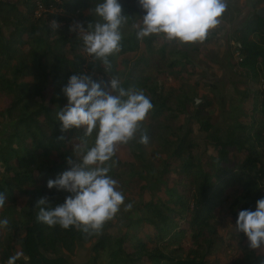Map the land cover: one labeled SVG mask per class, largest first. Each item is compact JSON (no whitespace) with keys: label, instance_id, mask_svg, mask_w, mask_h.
Segmentation results:
<instances>
[{"label":"trees","instance_id":"1","mask_svg":"<svg viewBox=\"0 0 264 264\" xmlns=\"http://www.w3.org/2000/svg\"><path fill=\"white\" fill-rule=\"evenodd\" d=\"M98 2L0 0V103L6 102L0 109V125L3 120L8 123L0 137V193L7 197L0 219L9 221L7 228H0L5 232H0V244L7 246L0 264L15 255V246L22 253L16 264H69V258L87 244L92 264H208L224 226L217 213L223 202L233 197L229 210L236 222L239 211H255L256 202L264 198V92L247 90L230 116L236 121L225 134L215 133L211 118L203 114L211 104L198 109L193 105L199 90L186 69L201 61L202 49L213 41L212 32L193 44L155 35L138 40L133 25L145 13L138 0H119L128 20L122 27L121 51L110 57L112 68L106 73L84 52L78 33L70 31L76 22L87 27L95 19L91 9ZM239 33L237 66L245 72L246 85L257 86L264 80V18L254 15ZM82 72L105 84L110 76L118 77L124 88L142 89L153 104L141 125L148 143H138V133L126 144L139 163L120 162L114 156L109 175L126 193L144 192L146 176L155 177L161 182L156 186L159 195L128 215L126 231L118 237L108 232L113 219L98 236L48 227L36 219L40 198L48 197L55 206L69 195L48 189L47 181L69 169V157L76 159L73 147L82 130L61 132L56 112L68 103L62 88L70 76ZM163 77L178 80L179 88L170 89ZM246 98L253 100L251 108L242 102ZM182 115L185 133H173L167 123H176ZM163 128L172 137L162 134ZM201 133L209 138L199 152L191 137ZM94 139L95 132L89 146ZM156 154H161L159 159ZM21 197L26 199L22 206ZM146 227L151 232L142 236ZM261 259L264 255L245 252L231 264H260Z\"/></svg>","mask_w":264,"mask_h":264},{"label":"clouds","instance_id":"2","mask_svg":"<svg viewBox=\"0 0 264 264\" xmlns=\"http://www.w3.org/2000/svg\"><path fill=\"white\" fill-rule=\"evenodd\" d=\"M138 4L145 13L133 25L138 40L155 35L181 44L205 41L228 7L225 0H138ZM91 13L95 19L87 27L76 22L70 31L78 33L84 52L99 61L108 73L112 68L110 57L121 51L122 27L128 16L123 14L119 0H100ZM52 26L59 27L56 21H52ZM62 92L68 103L56 112L61 132L75 128L82 130V136L73 147L76 159H67L69 169L47 181L48 189L69 195L55 206L48 197L40 198L36 219L48 227L76 228L98 236L122 206L125 212L133 208L132 203L125 204L118 182L109 172L116 163L113 157L119 145L136 139L138 133L137 142L148 143L149 137L141 125L153 104L142 89L124 88L115 76H110L105 84L103 80H93L88 73L74 74ZM94 132V142L89 146ZM6 199L0 193V208ZM8 224L7 218L0 219V228H7ZM234 227L247 237L250 250L264 247V198L256 202L255 211H239ZM18 258L10 256L7 264H16ZM260 264H264V259Z\"/></svg>","mask_w":264,"mask_h":264},{"label":"rangeland","instance_id":"3","mask_svg":"<svg viewBox=\"0 0 264 264\" xmlns=\"http://www.w3.org/2000/svg\"><path fill=\"white\" fill-rule=\"evenodd\" d=\"M228 5L224 14L219 18L218 25L211 29L213 34V41L202 49L201 61L198 63L190 64V68L186 69L193 75L189 78L190 83L198 86L199 97H197V103L194 101L195 108L203 107V105L211 104L210 108H204V116L211 118L214 128L213 131L219 135L225 134L227 129L236 121L230 118L234 105L236 102L241 101L243 96H247V90L259 89L261 91L262 80L257 86H247L243 69L237 66V62L240 61L239 55L235 50L240 44L239 37L240 31L243 30L247 22H249L257 12L264 8V0H225ZM252 41L257 40L256 37L250 36ZM134 56L131 60H135ZM132 63V62H131ZM176 70H180L178 66ZM183 72V70H181ZM187 71H185L186 73ZM263 74L261 71L260 77ZM187 77V75H186ZM175 78V76H173ZM163 82L172 90L179 88L178 80L168 81L165 77L162 78ZM246 108L253 106L252 99L242 100ZM6 102L0 103V109L5 108ZM209 112V114H207ZM186 117L180 116L175 123H167L172 127L173 133L184 134L186 131ZM7 121L3 120L0 125L1 135L6 134ZM166 124V122H165ZM156 126V125H155ZM161 133H167L168 131L163 128ZM172 133V134H173ZM172 134H169L172 137ZM166 135V134H165ZM209 135L206 133L194 134L191 137L192 141L198 145L199 152H202L206 148V139ZM155 146L152 150H156ZM161 154H156L159 159ZM116 158L120 162L126 163H139L140 160L136 158L131 149L125 145H119L116 151ZM167 153L162 154V158H167ZM161 183V182H159ZM155 177L146 176V179L142 182L141 186L145 187L144 192L137 189L136 192L126 193L122 189H119L125 197V204L132 203L133 208L125 212L123 206L121 211L113 219V226L108 232L118 237L126 231V223L128 221V215L137 210L145 202L152 200L154 196L159 195V191L156 192V186L159 184ZM233 197L229 196V202L224 203L217 210L219 216L224 218V226L220 229V239L218 240L211 256L207 258L208 264H231L235 258L241 257L245 252H252L255 255H264V247L258 250H250L248 247L247 237L243 233H237L234 225L235 221L230 214L229 204L233 202ZM19 205L25 204V197L19 199ZM1 211V210H0ZM0 232L4 234V229ZM151 232V229L146 227L145 231L141 232V235H145ZM7 246L4 241L0 244V255L5 253ZM15 254L18 257H22L20 254V247L15 246ZM21 255V256H20ZM91 245L87 244L78 249L76 255L69 258V264H92L91 263Z\"/></svg>","mask_w":264,"mask_h":264},{"label":"water","instance_id":"4","mask_svg":"<svg viewBox=\"0 0 264 264\" xmlns=\"http://www.w3.org/2000/svg\"><path fill=\"white\" fill-rule=\"evenodd\" d=\"M257 15L260 17V18H264V8L263 9H261V10H259L258 12H257ZM238 45H240V44H238ZM198 100H196V103H197V106H198Z\"/></svg>","mask_w":264,"mask_h":264},{"label":"built area","instance_id":"5","mask_svg":"<svg viewBox=\"0 0 264 264\" xmlns=\"http://www.w3.org/2000/svg\"><path fill=\"white\" fill-rule=\"evenodd\" d=\"M261 90L264 92V80L263 79H262V87H261Z\"/></svg>","mask_w":264,"mask_h":264},{"label":"crops","instance_id":"6","mask_svg":"<svg viewBox=\"0 0 264 264\" xmlns=\"http://www.w3.org/2000/svg\"><path fill=\"white\" fill-rule=\"evenodd\" d=\"M20 252H21V249H20ZM20 254L22 255V253H20ZM21 255H20V256H21Z\"/></svg>","mask_w":264,"mask_h":264}]
</instances>
